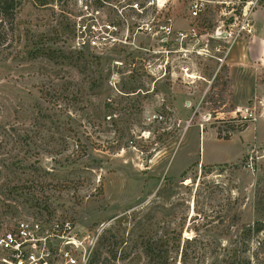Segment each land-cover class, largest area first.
Returning a JSON list of instances; mask_svg holds the SVG:
<instances>
[{"label": "rangeland", "instance_id": "rangeland-1", "mask_svg": "<svg viewBox=\"0 0 264 264\" xmlns=\"http://www.w3.org/2000/svg\"><path fill=\"white\" fill-rule=\"evenodd\" d=\"M191 1L156 0L155 6L154 0L147 6V0H138L145 7L142 18L124 11L119 20L113 6L121 0H18L16 47L0 58V116L29 110L54 75L83 80L45 52L97 57L88 77L101 75L104 87L98 95L83 90L87 157L60 168L42 156L41 169L48 173L39 175L53 186L43 190L45 199L35 193L44 205L6 202L14 213L0 207V229L30 218L46 228L68 224L78 235H97L90 256L96 264H225L228 256L235 264H264V141L236 161L237 137L223 143L209 137L238 124L227 70L224 65L217 70L215 44L205 36L222 21L223 6L217 3L223 0H208L194 22L197 46L169 37L159 47L156 37L132 29L169 20L174 32H183L192 24ZM94 18L116 25L123 36L127 29L129 45L101 53L78 50L77 26ZM252 19V37L264 40V10L256 9ZM32 51L35 58L27 55ZM249 103L245 107L254 105ZM94 107L100 118L92 128L87 117ZM199 154L220 164L205 165ZM62 180L67 188H56ZM255 222L263 230L248 232Z\"/></svg>", "mask_w": 264, "mask_h": 264}, {"label": "trees", "instance_id": "trees-1", "mask_svg": "<svg viewBox=\"0 0 264 264\" xmlns=\"http://www.w3.org/2000/svg\"><path fill=\"white\" fill-rule=\"evenodd\" d=\"M17 7L18 0H0L1 60L4 59L3 54L7 52L10 54L9 51L16 47ZM13 54L14 58L18 56L15 55L16 51ZM36 54L33 51L27 53L33 58ZM42 54L58 65L64 64L74 68L83 76V80L69 81L70 79L56 78L57 75H54V79L48 80L47 86L40 90V98L34 101L29 110L14 109L11 115L0 116V207L4 214L14 213L13 207L6 202L14 205L28 203L30 207L43 204L39 202L40 198H37L35 193H40V197L45 199L42 195L43 190L53 186L41 180L39 175L48 173L41 169L42 156L49 158L54 166L60 168L68 167L74 161L78 162L87 157L88 147L83 139L88 140L86 138L88 135L83 131L81 123V117L86 115L82 106V103H85L83 90L85 88L88 92L98 95L104 87L101 75L97 74V78L88 77L95 73L93 71L98 66L97 57H85L81 52L50 51ZM128 93L132 92L125 94ZM99 118L100 114L94 107L92 114L87 117L92 128L99 125ZM245 127L246 124L228 126L223 134L221 131L216 132L217 139L227 140L230 133L239 132ZM3 157L5 159L1 160ZM49 171L52 172L53 168ZM62 181L59 184L54 183V186L66 189L64 182L66 180ZM247 229L248 232L259 233L263 230V226L260 222H255L251 227L247 226ZM96 263L95 259H89L88 264ZM223 263L235 264L231 256H228Z\"/></svg>", "mask_w": 264, "mask_h": 264}, {"label": "built area", "instance_id": "built-area-1", "mask_svg": "<svg viewBox=\"0 0 264 264\" xmlns=\"http://www.w3.org/2000/svg\"><path fill=\"white\" fill-rule=\"evenodd\" d=\"M153 2L154 0H147L146 5L152 6ZM120 3L121 6H113L119 20H124V11L142 18L145 7L140 6L138 0H121ZM208 3V0L190 2L188 14L192 24L183 32H174L169 20H155L154 24L136 23L132 29L136 33L142 32L156 37L159 47L166 46L169 37H173L178 44L187 41L197 46L200 33L194 22L202 17ZM154 5H157L156 0ZM217 5L223 6L224 11L219 12L222 21L205 36L206 42L210 40L215 44L212 51L217 54L214 59L218 63V70L224 65L235 45L252 37V17L256 9L264 10V0H223ZM77 33L75 45L78 50L86 47L95 53H101L105 49L129 45L127 29L123 36L116 25L108 24L104 20L98 21L94 18L87 25H78ZM198 49L203 50L200 47ZM261 53L264 56V47ZM254 112L253 106L240 109L236 115L237 125L253 122ZM96 241L97 235H78L68 224L63 227L54 224L46 228L42 222L31 218L17 220L11 227L0 229V264H88Z\"/></svg>", "mask_w": 264, "mask_h": 264}, {"label": "crops", "instance_id": "crops-1", "mask_svg": "<svg viewBox=\"0 0 264 264\" xmlns=\"http://www.w3.org/2000/svg\"><path fill=\"white\" fill-rule=\"evenodd\" d=\"M263 43L264 40L257 38L238 43L232 48L224 63L228 75L232 113L237 114L240 109L250 105V101L253 102L254 105L252 106L255 109V120L248 123L243 130L232 134L227 140L217 139L215 136L209 135L211 140L216 143L228 142L231 138L237 137L241 151L236 161L246 151L264 141V126L262 127V123H264V78H260L261 75H264L261 69L264 67V56L261 53L264 47ZM248 130H251L250 136L245 135ZM199 155L201 162L205 165L220 164L207 163L204 161V156Z\"/></svg>", "mask_w": 264, "mask_h": 264}]
</instances>
